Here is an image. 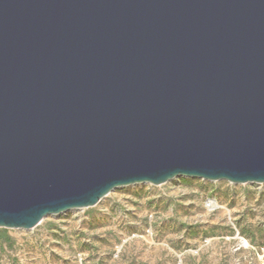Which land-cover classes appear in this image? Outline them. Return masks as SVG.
Segmentation results:
<instances>
[{"label": "water", "instance_id": "95a60500", "mask_svg": "<svg viewBox=\"0 0 264 264\" xmlns=\"http://www.w3.org/2000/svg\"><path fill=\"white\" fill-rule=\"evenodd\" d=\"M176 178L264 184V0H0V229Z\"/></svg>", "mask_w": 264, "mask_h": 264}, {"label": "rangeland", "instance_id": "374dc122", "mask_svg": "<svg viewBox=\"0 0 264 264\" xmlns=\"http://www.w3.org/2000/svg\"><path fill=\"white\" fill-rule=\"evenodd\" d=\"M262 230L264 184L176 178L118 188L94 207L8 230L14 244L0 264H264Z\"/></svg>", "mask_w": 264, "mask_h": 264}, {"label": "trees", "instance_id": "16d2710c", "mask_svg": "<svg viewBox=\"0 0 264 264\" xmlns=\"http://www.w3.org/2000/svg\"><path fill=\"white\" fill-rule=\"evenodd\" d=\"M180 226L183 229H186L188 231H194V229H196V226H189L185 224H180ZM261 232L264 234V230H262ZM231 233H233V231ZM240 234L246 237L247 239H249L251 244H254V240H252V234L244 232L243 229L240 230ZM211 236L213 235H208V237H211ZM13 244H14V241L12 237L10 236L9 231L7 229H0V252H2L4 248L6 247L9 249L12 248Z\"/></svg>", "mask_w": 264, "mask_h": 264}]
</instances>
